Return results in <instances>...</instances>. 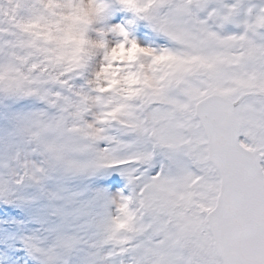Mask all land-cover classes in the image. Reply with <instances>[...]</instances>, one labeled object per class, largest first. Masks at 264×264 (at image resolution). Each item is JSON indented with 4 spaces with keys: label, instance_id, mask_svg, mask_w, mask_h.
<instances>
[{
    "label": "snow or ice",
    "instance_id": "1",
    "mask_svg": "<svg viewBox=\"0 0 264 264\" xmlns=\"http://www.w3.org/2000/svg\"><path fill=\"white\" fill-rule=\"evenodd\" d=\"M0 206V264H264V0H0Z\"/></svg>",
    "mask_w": 264,
    "mask_h": 264
},
{
    "label": "rangeland",
    "instance_id": "2",
    "mask_svg": "<svg viewBox=\"0 0 264 264\" xmlns=\"http://www.w3.org/2000/svg\"><path fill=\"white\" fill-rule=\"evenodd\" d=\"M124 17H125V14H124ZM124 17L114 18V22H119L120 20L125 19ZM76 19H79V17L73 18V20H76ZM73 20L69 21V26L65 29L66 33H64L66 42L72 46H74V43L78 44L80 41L79 36L77 35V33L74 31V28L72 27ZM145 34H146V31H140V30L136 31V35L138 37H143ZM122 51H124L123 55L120 54ZM136 51L137 50L134 47L133 48H123V49L119 47L112 51L111 57L113 60H123L127 58V56L129 55V59H130L131 57L135 55ZM113 75H115V73H113Z\"/></svg>",
    "mask_w": 264,
    "mask_h": 264
},
{
    "label": "trees",
    "instance_id": "3",
    "mask_svg": "<svg viewBox=\"0 0 264 264\" xmlns=\"http://www.w3.org/2000/svg\"><path fill=\"white\" fill-rule=\"evenodd\" d=\"M137 27H139V28H143V29H145V31H147V32L150 31L148 28L145 27V25H144L143 23L137 25ZM64 33H66V31H65ZM77 43H78V42H77ZM80 43H81V41H79L78 44L74 43V47H75L76 49H78ZM123 48H124V47H121V49H123ZM123 52H124V51H122L120 54L123 55ZM124 54H126V53H124ZM127 58L129 59V55L127 56Z\"/></svg>",
    "mask_w": 264,
    "mask_h": 264
},
{
    "label": "clouds",
    "instance_id": "4",
    "mask_svg": "<svg viewBox=\"0 0 264 264\" xmlns=\"http://www.w3.org/2000/svg\"><path fill=\"white\" fill-rule=\"evenodd\" d=\"M70 38V37H69Z\"/></svg>",
    "mask_w": 264,
    "mask_h": 264
}]
</instances>
